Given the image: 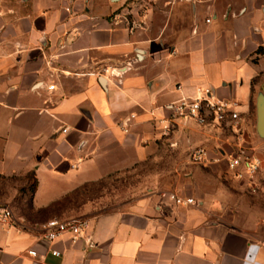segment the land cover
I'll use <instances>...</instances> for the list:
<instances>
[{
	"label": "crops",
	"instance_id": "obj_1",
	"mask_svg": "<svg viewBox=\"0 0 264 264\" xmlns=\"http://www.w3.org/2000/svg\"><path fill=\"white\" fill-rule=\"evenodd\" d=\"M109 2L30 0L0 12V180L11 192L0 204L13 214L0 227V264H264V236L195 185L165 192L195 205L151 193L80 216L89 226L75 242L44 239L58 218L48 210L71 192L167 147H203L214 160L206 173L230 176L224 157L245 147L226 127L188 123L164 135L166 107L209 89L235 103L241 141L264 89V0L131 9L128 19L144 23L133 31L114 22Z\"/></svg>",
	"mask_w": 264,
	"mask_h": 264
},
{
	"label": "rangeland",
	"instance_id": "obj_2",
	"mask_svg": "<svg viewBox=\"0 0 264 264\" xmlns=\"http://www.w3.org/2000/svg\"><path fill=\"white\" fill-rule=\"evenodd\" d=\"M119 1H111L109 4L117 11L127 12L133 9L137 14L147 9L160 11L173 2V0ZM29 3L30 0H0V12H6L13 7H25ZM245 127L241 141L237 140L236 131L230 128H224L223 131L232 136L231 144L242 148L244 146L249 155L254 154L264 160V139L257 135L255 128L254 101L250 119ZM167 148L163 157L146 158L119 168L102 180L85 184L48 211L61 219L76 218L85 214L109 212L120 208L124 202L151 193L173 192L176 188L195 185L205 192L217 194L218 198H222L224 208L235 216V221L255 227L264 236V170L250 181L236 180L228 174L212 177L204 168L191 163L189 150L184 149L178 155ZM235 152H238L237 148ZM194 171L197 172V176ZM10 193L8 183L0 180V202H4L3 198ZM37 217L45 215L38 213Z\"/></svg>",
	"mask_w": 264,
	"mask_h": 264
},
{
	"label": "built area",
	"instance_id": "obj_3",
	"mask_svg": "<svg viewBox=\"0 0 264 264\" xmlns=\"http://www.w3.org/2000/svg\"><path fill=\"white\" fill-rule=\"evenodd\" d=\"M118 1V0H111ZM142 15L145 14L143 10ZM131 11L125 15L119 11L113 15L114 22L125 23L128 25L129 31L143 27V21L129 20ZM140 17V15H139ZM118 21V22H117ZM206 22H209L208 20ZM108 70L103 69L106 73ZM54 86L50 85L48 90H53ZM167 117L164 119L166 125L163 127L164 135L178 128L179 125L194 123L198 127H226L232 131L240 129L239 113L235 110V103L228 100H218L211 97L209 89L201 92V95L196 98H182L166 107ZM189 158L192 164L197 166H206L211 161L210 153L203 147L193 149ZM227 163V168L230 175L236 180L253 179L262 170H264V160L254 154L249 155L246 150L239 149L238 152L224 157ZM218 161V158L215 159ZM162 197L169 199L176 205L186 204L195 205L192 198H183L175 193H163ZM13 224V214L11 209L0 204V227H8ZM89 226L88 220L82 217L58 219L53 218L48 220L44 229V239L53 241L64 234H69L73 242L77 241ZM31 256H35L34 252H29ZM57 256L56 251L52 252Z\"/></svg>",
	"mask_w": 264,
	"mask_h": 264
},
{
	"label": "water",
	"instance_id": "obj_4",
	"mask_svg": "<svg viewBox=\"0 0 264 264\" xmlns=\"http://www.w3.org/2000/svg\"><path fill=\"white\" fill-rule=\"evenodd\" d=\"M124 69L119 70L118 72H122ZM100 83L103 85L104 80L100 78ZM255 128L256 133L260 138L264 139V89L257 94L256 98V107H255Z\"/></svg>",
	"mask_w": 264,
	"mask_h": 264
},
{
	"label": "trees",
	"instance_id": "obj_5",
	"mask_svg": "<svg viewBox=\"0 0 264 264\" xmlns=\"http://www.w3.org/2000/svg\"><path fill=\"white\" fill-rule=\"evenodd\" d=\"M261 51H262V50L259 49V50L257 51V54H260ZM29 178H30V180H32V177H31V176H30ZM34 188H35V180L33 179L32 190H34Z\"/></svg>",
	"mask_w": 264,
	"mask_h": 264
}]
</instances>
